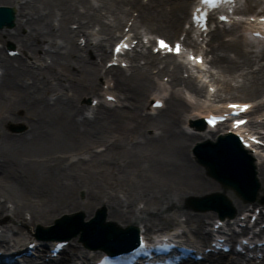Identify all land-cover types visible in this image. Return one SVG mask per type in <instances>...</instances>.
<instances>
[{
	"label": "bare ground",
	"instance_id": "obj_1",
	"mask_svg": "<svg viewBox=\"0 0 264 264\" xmlns=\"http://www.w3.org/2000/svg\"><path fill=\"white\" fill-rule=\"evenodd\" d=\"M194 2L0 0V5L16 10V26L0 31V228L12 220L9 215L21 220V225L6 230L13 245H27L28 239L57 242L38 239L33 230L79 209L88 218L96 207L104 206L108 218L137 224L146 237L170 233L184 224V233L201 243L209 241L219 213L190 212L191 198L222 192L241 214L253 207L249 219L255 208L264 209V148L253 145L261 148L256 158L260 189L249 202L211 176L192 151L196 142L214 139L230 127L223 123L215 130L200 131L193 124L208 110L225 109L227 101H244L229 96H245L253 103L245 129L264 141V49L250 48L244 25L226 28L218 21L207 34V48L199 49L191 30L184 27ZM239 13L264 15V4L246 0ZM131 19L132 38L139 42L125 53L128 69L107 67L109 49L127 34L124 25ZM152 33L172 40L184 34L186 46L195 54L203 52L210 68L193 66L184 55L153 53L148 44ZM80 39H85L84 45ZM6 42L16 45L19 55H10ZM165 75L171 90L162 96L157 89ZM101 79L114 84L100 102L85 104V99L102 95ZM209 86H215L213 93ZM106 93L115 94L120 105L108 102ZM155 97L164 99L163 108L148 106ZM11 122L23 123L26 130L12 133ZM184 124L194 130H186ZM173 206L181 214L166 213ZM24 226L31 228L28 235H23ZM6 239L0 233V249ZM103 253L81 251L78 257L84 261ZM66 258L61 254L49 264H63ZM205 264L241 263L223 254L210 256Z\"/></svg>",
	"mask_w": 264,
	"mask_h": 264
},
{
	"label": "water",
	"instance_id": "obj_2",
	"mask_svg": "<svg viewBox=\"0 0 264 264\" xmlns=\"http://www.w3.org/2000/svg\"><path fill=\"white\" fill-rule=\"evenodd\" d=\"M13 12L14 10L11 7L0 6V27L4 24H13ZM212 147L213 149H211ZM219 147H224V150H221L218 157L214 152L212 157L209 150H216ZM195 153L199 161L206 165L211 175L217 177L222 184L234 188L243 198L249 199V195L256 192L258 183L255 177L253 158L247 156L246 150L238 143L234 144L229 136H221L217 142L208 141L199 144L195 149ZM216 163H220L221 166ZM250 197L252 198L253 195ZM189 202L198 210L215 208L221 211L223 204L232 209L230 199L222 192L193 197ZM83 218L84 214L82 212L68 215L61 219L58 225L68 223L65 229L70 228L72 232L77 230L83 231L85 235H99L100 244L110 251L126 249L137 241L136 226L129 225L122 228L115 222H107L104 219L102 210H99L95 219L87 224L82 222ZM58 233H60L58 234L60 236H69V233L63 231Z\"/></svg>",
	"mask_w": 264,
	"mask_h": 264
},
{
	"label": "rangeland",
	"instance_id": "obj_3",
	"mask_svg": "<svg viewBox=\"0 0 264 264\" xmlns=\"http://www.w3.org/2000/svg\"><path fill=\"white\" fill-rule=\"evenodd\" d=\"M137 12H135V14H136ZM73 24V23H72ZM16 26V22H14V25L12 26V27H5V28H2V29H0V31H4V30H6V29H12V28H14ZM157 34H159V33H157ZM246 35L247 36H250V34L248 33V31H246ZM226 38H229V36H226ZM248 42L250 43V48L251 49H253V50H260V48H261V46L263 45L262 43L260 44L259 42H257V41H252V40H248ZM6 43H8V42H6ZM16 46V45H15ZM89 56H90V53L88 54ZM167 77L168 76H164L163 77V79L161 80V79H159L160 80V82L161 81H163V82H166V79H167ZM101 83L102 84H104V83H106L105 81H102L101 80ZM170 90H171V87L168 85V84H165V85H161L160 86V88L159 89H157V92H160L161 94H163V95H168L169 94V92H170ZM188 98H190V97H188ZM228 98H231V99H242V100H247V97H245V96H229ZM209 101V103H216L215 101H213L212 99L211 100H208ZM84 103L85 104H87V101L85 100L84 101ZM218 103V102H217ZM119 104V103H118ZM8 128H9V130L12 132V133H19V132H23L24 130H26V126L23 124V123H21V122H11L9 125H8ZM149 132H150V130H148ZM80 197H83V193L81 192L80 193ZM188 197H190V196H188ZM187 197V198H188ZM139 200V199H138ZM185 202H186V199H184L179 205L182 207L184 204H185ZM144 205V203H140V206H143ZM101 207H104V206H101ZM235 207V209H236V211H237V213H239V212H241V209H238L236 206H234ZM98 207H96L94 210H93V212H92V215L90 216V217H92V216H94V213H95V211H96V209H97ZM105 209H106V214H107V220H114V221H116L115 219H111V218H108V211H107V208L105 207ZM252 209V208H251ZM79 210H81V209H79ZM74 211H77V210H74ZM74 211H71V212H74ZM71 212H64V213H62V214H60L59 216H57V217H55L53 220H52V222L51 223H46V224H44V223H41L42 225H50V224H53L54 223V220L56 219V218H58V217H60V216H62L63 214H66V213H71ZM181 209L180 208H178L177 206H173V207H167L166 208V213H168V214H173V213H178V214H181ZM190 212H193V213H196V212H198V213H208V212H214L213 210H208V211H196V210H193V209H190ZM150 213H154V214H156L157 213V211H151ZM4 214H6L5 212H4ZM8 215V214H7ZM146 216H149V215H146ZM9 217H11L12 218V220L11 221H7V223H5V225L7 226H3L2 227V229H4V230H8L10 227H13V226H16V225H21V220H17V219H15L14 217H12V216H10L9 215ZM90 217H88V218H86V219H89ZM214 218L215 217H213V218H209V223H212L213 222V220H214ZM180 219H184V216H180ZM117 222V221H116ZM208 223V224H209ZM122 225H125V224H122ZM127 225V224H126ZM182 225V224H181ZM183 226V225H182ZM30 227H27V226H24V230H23V235H28L29 233H30ZM5 231H3V233H4ZM36 232V227H35V229L33 230V233H35ZM8 233H10V232H8ZM72 238H75V240H74V242L73 243H71L70 245H68L69 247L67 248V251L69 252V253H72V251H70V249H71V247H73V246H75L74 245V243H75V241H78L79 239H80V234H77L76 236H74V237H71L70 239H72ZM192 240H194V236H192V238H191ZM75 249H76V252H77V247H75ZM80 250H78V252H79ZM92 252H94L95 250H91Z\"/></svg>",
	"mask_w": 264,
	"mask_h": 264
},
{
	"label": "snow or ice",
	"instance_id": "obj_4",
	"mask_svg": "<svg viewBox=\"0 0 264 264\" xmlns=\"http://www.w3.org/2000/svg\"><path fill=\"white\" fill-rule=\"evenodd\" d=\"M204 2L205 3H209V2H211V3H213L214 5L218 2V0H204ZM222 19H226V17H221ZM161 43V46L162 47H169L167 44H165L163 41H161L160 42ZM179 50H180V46L179 45H176V51L177 52H179ZM192 59H196V60H198V62H200V63H202L203 62V58L202 57H199V58H197V57H191ZM232 107H237V108H241V109H243V110H246L248 107H250L249 105H242V106H236V105H234V106H232ZM239 123H244V121H239L238 122V124Z\"/></svg>",
	"mask_w": 264,
	"mask_h": 264
}]
</instances>
